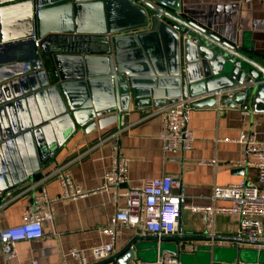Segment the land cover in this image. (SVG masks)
Masks as SVG:
<instances>
[{
	"label": "water",
	"instance_id": "water-1",
	"mask_svg": "<svg viewBox=\"0 0 264 264\" xmlns=\"http://www.w3.org/2000/svg\"><path fill=\"white\" fill-rule=\"evenodd\" d=\"M19 44L20 61L0 66V201L31 183L76 130L102 131L130 109L224 90L218 102L188 107L264 111V57L183 18L179 0H0V51ZM209 242L138 235L95 264H130L150 244L156 258L183 264V246L215 249Z\"/></svg>",
	"mask_w": 264,
	"mask_h": 264
},
{
	"label": "crops",
	"instance_id": "crops-1",
	"mask_svg": "<svg viewBox=\"0 0 264 264\" xmlns=\"http://www.w3.org/2000/svg\"><path fill=\"white\" fill-rule=\"evenodd\" d=\"M179 1L183 18L230 43L245 56L252 59L264 57V0ZM24 50L25 46L19 44L0 51V66L18 63ZM95 92L99 93V88L95 87ZM153 110L130 109L128 123L132 126L117 139L109 138L117 124L89 134L76 130L34 180L68 163L71 178L77 186L86 190L97 188L111 168L112 147L117 145L120 155L127 160L126 175L129 186L141 187L148 180L168 175L180 182L186 204L191 206H209V198L215 187L223 188L240 180L255 183V168H238L232 164L246 158L244 147L238 142L241 134L255 133L259 141H264V111L242 110L240 105L236 108L220 105L192 108L188 120V128L194 138L192 150L163 156L160 141L161 117L142 120ZM109 130L111 131L106 133ZM203 160L215 161V165L199 166V162ZM126 189V186H120L113 190L122 194ZM46 190L51 198L60 194L56 181L49 182ZM20 191L1 200L0 205L3 206L0 209V230L21 223L23 211L30 203L31 195L16 199ZM173 192L178 193V190ZM123 204V200L114 202L110 192L76 201H57L54 204L55 218L52 223L44 225L43 237L16 245L18 263L29 264L36 261L38 264H61L63 255L71 249H78L85 252L89 264H95L89 251L110 243V238L100 234L99 230L108 227L112 216ZM227 204L224 201L216 202L218 206ZM179 226L181 236L208 237L212 233L204 225L200 215L192 214L188 210H182ZM237 228L236 217H215L213 233L216 236H232ZM118 232L111 256L120 252L139 235L129 227H121ZM242 250L238 259L236 245L227 243L211 250L182 251L179 260L183 264H233L237 261L264 264V254L257 256L256 251L246 247H242ZM155 259L156 254L150 244L130 264L134 261L153 264ZM1 261L0 252V264ZM65 264L76 262L66 256Z\"/></svg>",
	"mask_w": 264,
	"mask_h": 264
},
{
	"label": "built area",
	"instance_id": "built-area-1",
	"mask_svg": "<svg viewBox=\"0 0 264 264\" xmlns=\"http://www.w3.org/2000/svg\"><path fill=\"white\" fill-rule=\"evenodd\" d=\"M225 93L224 90L206 93L198 97H179L174 103L154 109L142 120L154 116L162 119L160 141L162 154H176L188 152L193 147V134L188 128V107L208 97L218 102ZM218 105V104H217ZM130 110L119 115V121L109 138L117 139L128 132L132 124L128 123ZM238 142L244 147L246 158L242 162L232 164L233 167H253L257 176L255 183L240 180L223 188H213L209 206H191L186 204V197L181 191L178 180L168 175L151 179L141 187L129 186L127 179V160L120 155L117 145L112 147L111 168L103 178V183L94 189H82L77 186L70 175L69 164H62L42 176L33 180L21 189L16 199L31 195V201L23 211L19 225L0 230L1 264H19L16 245L23 241L38 240L43 237L44 225L50 224L55 218L54 204L60 200L76 201L98 193L112 194V200L124 204L112 216L107 228L100 229V234L110 238L109 244L90 249L89 254L93 263L107 260L113 253L114 243L121 227H129L139 235L181 236L179 226L182 210L198 214L204 225L212 231L208 236L210 242L205 246L221 247L227 243L237 248H250L257 253L264 254V141H259L255 133L241 134ZM214 166L215 161H200L199 166ZM56 181L60 187V194L51 198L47 194L46 185ZM126 186L120 194L114 188ZM178 190V193H174ZM3 199V198H2ZM1 199V200H2ZM217 201H224L226 206L216 205ZM1 204V201H0ZM3 206L0 205V209ZM217 215L233 216L238 219V228L232 236H216L213 233L214 220ZM192 245H185L182 251H194ZM69 256L76 264H89L83 250L71 249L62 256L61 264H65V257ZM29 264H38L31 261ZM132 264H151L134 261ZM153 264H181L174 257L161 255ZM233 264H243L240 262Z\"/></svg>",
	"mask_w": 264,
	"mask_h": 264
}]
</instances>
